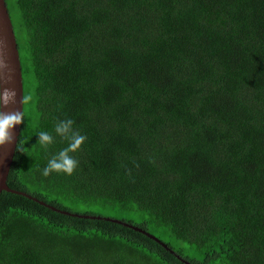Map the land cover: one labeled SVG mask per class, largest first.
Returning <instances> with one entry per match:
<instances>
[{"label":"trees","instance_id":"obj_1","mask_svg":"<svg viewBox=\"0 0 264 264\" xmlns=\"http://www.w3.org/2000/svg\"><path fill=\"white\" fill-rule=\"evenodd\" d=\"M6 3L31 100L0 264H264V0ZM65 119L77 167L43 177Z\"/></svg>","mask_w":264,"mask_h":264},{"label":"clouds","instance_id":"obj_2","mask_svg":"<svg viewBox=\"0 0 264 264\" xmlns=\"http://www.w3.org/2000/svg\"><path fill=\"white\" fill-rule=\"evenodd\" d=\"M8 68V64L0 55V79H3L4 72ZM16 92L14 89H0V109L14 102ZM31 100L30 96H24L21 99L23 108L21 111L4 112L0 110V147L10 144L13 141L11 130L15 126L23 123L24 116L27 114V106ZM73 120H59L54 127L55 134L68 141L67 146L55 153L48 159L46 166L40 170V175L48 177L51 173H64L71 175L77 167L78 161L70 155L76 152L85 141L86 137L80 132L73 129ZM38 144L41 148L51 145L54 137L48 131L38 132Z\"/></svg>","mask_w":264,"mask_h":264},{"label":"water","instance_id":"obj_3","mask_svg":"<svg viewBox=\"0 0 264 264\" xmlns=\"http://www.w3.org/2000/svg\"><path fill=\"white\" fill-rule=\"evenodd\" d=\"M0 55L3 56L8 64V68L4 72L3 79H0V89L10 88L14 89L16 92L14 102L8 104L0 110L6 113L21 111L23 108L21 99L24 97L23 71L16 33L6 0H0ZM21 126L22 124L15 126L14 129L11 130V135L13 137L12 143L5 144L4 146L0 147V195L3 193V191H12L15 193L26 194L25 192L13 189L8 185V177L21 134ZM90 216L103 218L96 215ZM105 218L111 219L109 217ZM116 221L121 220L116 219ZM147 234L159 241L156 236L150 233ZM188 264L190 263L188 262Z\"/></svg>","mask_w":264,"mask_h":264}]
</instances>
